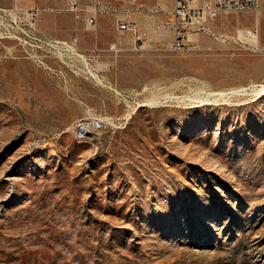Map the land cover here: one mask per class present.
Here are the masks:
<instances>
[{
  "label": "rangeland",
  "instance_id": "1",
  "mask_svg": "<svg viewBox=\"0 0 264 264\" xmlns=\"http://www.w3.org/2000/svg\"><path fill=\"white\" fill-rule=\"evenodd\" d=\"M20 1L45 8L37 28L76 49L0 36V264H264L253 12L223 11L216 34L175 51L167 11L136 13V43L115 0H101L118 10L96 25L67 3Z\"/></svg>",
  "mask_w": 264,
  "mask_h": 264
},
{
  "label": "built area",
  "instance_id": "2",
  "mask_svg": "<svg viewBox=\"0 0 264 264\" xmlns=\"http://www.w3.org/2000/svg\"><path fill=\"white\" fill-rule=\"evenodd\" d=\"M90 6H82L83 0H67L68 8L81 16L86 13V23L96 25L98 15L105 12H114L118 8L101 0H88ZM120 3L122 17L119 19L118 29L121 33H129L134 37L136 43L144 39V31L137 21L130 15L139 10L141 5L139 0H116ZM260 0H174L172 8L169 10V19L166 21V28L173 30L174 39L165 41L166 49L175 51H190L196 49V44L191 39L193 33L204 32L207 34H216L211 28V22L216 19L223 11H255L260 9ZM52 9V8H50ZM45 8L26 7L20 0H13L12 6L0 5V36L13 37L18 39L19 43L25 45L28 43L34 50L57 51L64 53L69 49L75 50V42L65 39L51 37L42 34L37 28L36 21L39 14ZM2 19H11L12 23H5ZM30 37V41H27ZM41 62H44L41 60ZM99 119H95L93 126H101ZM79 126H90L80 121L75 129L78 135Z\"/></svg>",
  "mask_w": 264,
  "mask_h": 264
},
{
  "label": "crops",
  "instance_id": "3",
  "mask_svg": "<svg viewBox=\"0 0 264 264\" xmlns=\"http://www.w3.org/2000/svg\"><path fill=\"white\" fill-rule=\"evenodd\" d=\"M47 1H49L51 7H54V6L56 7V5L63 6V5H66L67 3V0H47ZM199 1L203 2L205 0H199ZM260 2H261V5H260V9L258 10V12L257 13L255 11H252V12H253V16L255 19V23H254L255 27L261 29V31L264 32V0H260ZM5 3H6L5 0H0V5L5 6ZM173 3H174V0H172L171 5H167L164 2V0H139L138 4L141 5V8L133 12L130 15V17L133 18L135 21H137V18L135 17L137 12L146 13L147 15H150L153 17L155 15H163V13H165L166 11L169 12V10L173 6Z\"/></svg>",
  "mask_w": 264,
  "mask_h": 264
},
{
  "label": "bare ground",
  "instance_id": "4",
  "mask_svg": "<svg viewBox=\"0 0 264 264\" xmlns=\"http://www.w3.org/2000/svg\"><path fill=\"white\" fill-rule=\"evenodd\" d=\"M1 80H2V79H1ZM2 83H3V82H2ZM85 130H86V127H85V126H79V127H78V131H79V132H82V133H83ZM79 134H80V133H79Z\"/></svg>",
  "mask_w": 264,
  "mask_h": 264
}]
</instances>
